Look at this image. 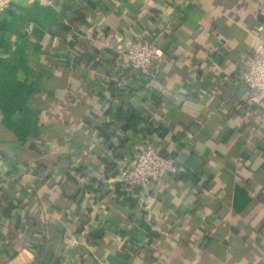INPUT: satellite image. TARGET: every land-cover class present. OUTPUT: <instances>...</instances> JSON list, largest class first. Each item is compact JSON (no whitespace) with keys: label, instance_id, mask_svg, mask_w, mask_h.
Wrapping results in <instances>:
<instances>
[{"label":"crops","instance_id":"0c3cea01","mask_svg":"<svg viewBox=\"0 0 264 264\" xmlns=\"http://www.w3.org/2000/svg\"><path fill=\"white\" fill-rule=\"evenodd\" d=\"M137 38L155 79L122 86ZM262 41L264 0L0 12V264H264V103L238 76ZM146 144L178 171L123 188Z\"/></svg>","mask_w":264,"mask_h":264},{"label":"built area","instance_id":"2783aa9c","mask_svg":"<svg viewBox=\"0 0 264 264\" xmlns=\"http://www.w3.org/2000/svg\"><path fill=\"white\" fill-rule=\"evenodd\" d=\"M0 0V12L6 11L14 2ZM32 1V0H26ZM159 47L156 40L137 38L119 49L120 66L125 73L116 78L118 84L130 87L136 82L155 79L156 56ZM238 76L247 89L248 104L264 103V41L255 46L247 63L240 68ZM178 171L175 160L164 156L152 144H146L135 156L130 168L123 174V188L139 187L149 192L153 184Z\"/></svg>","mask_w":264,"mask_h":264},{"label":"trees","instance_id":"16d2710c","mask_svg":"<svg viewBox=\"0 0 264 264\" xmlns=\"http://www.w3.org/2000/svg\"><path fill=\"white\" fill-rule=\"evenodd\" d=\"M136 116H137L136 114H133V117L132 118L134 119V118H136Z\"/></svg>","mask_w":264,"mask_h":264}]
</instances>
